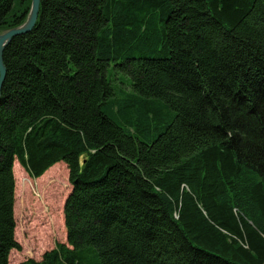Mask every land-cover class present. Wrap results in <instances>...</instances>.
<instances>
[{
	"label": "trees",
	"instance_id": "16d2710c",
	"mask_svg": "<svg viewBox=\"0 0 264 264\" xmlns=\"http://www.w3.org/2000/svg\"><path fill=\"white\" fill-rule=\"evenodd\" d=\"M2 61L0 264L15 160L71 185L66 242L18 264H264V0H40Z\"/></svg>",
	"mask_w": 264,
	"mask_h": 264
},
{
	"label": "rangeland",
	"instance_id": "374dc122",
	"mask_svg": "<svg viewBox=\"0 0 264 264\" xmlns=\"http://www.w3.org/2000/svg\"><path fill=\"white\" fill-rule=\"evenodd\" d=\"M58 164L60 165L51 168L44 175L31 178L14 161V237L19 249L9 252V264H18L27 258L39 260L57 243L66 242L63 207L71 185L66 164Z\"/></svg>",
	"mask_w": 264,
	"mask_h": 264
},
{
	"label": "water",
	"instance_id": "95a60500",
	"mask_svg": "<svg viewBox=\"0 0 264 264\" xmlns=\"http://www.w3.org/2000/svg\"><path fill=\"white\" fill-rule=\"evenodd\" d=\"M39 5L40 0H31V5L26 21L17 27L10 28L0 33V93L6 75V69L2 61L3 51L12 38L18 35L26 34L32 30L38 18Z\"/></svg>",
	"mask_w": 264,
	"mask_h": 264
}]
</instances>
